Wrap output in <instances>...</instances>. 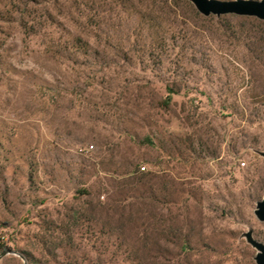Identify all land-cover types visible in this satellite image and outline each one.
<instances>
[{
	"label": "rangeland",
	"instance_id": "1",
	"mask_svg": "<svg viewBox=\"0 0 264 264\" xmlns=\"http://www.w3.org/2000/svg\"><path fill=\"white\" fill-rule=\"evenodd\" d=\"M240 26L261 37L183 0H0V243L14 253L0 264L79 214L126 225L154 264H255L243 235L264 244V37L238 43ZM166 87L179 93L162 111ZM128 164L146 167L142 186L115 175ZM78 231L95 264L105 248Z\"/></svg>",
	"mask_w": 264,
	"mask_h": 264
},
{
	"label": "trees",
	"instance_id": "2",
	"mask_svg": "<svg viewBox=\"0 0 264 264\" xmlns=\"http://www.w3.org/2000/svg\"><path fill=\"white\" fill-rule=\"evenodd\" d=\"M183 1L188 9L202 21H215L217 23L221 22L229 25L231 18H235L240 21L250 22L251 25H254V28L260 31V38L251 32L252 29L250 28L253 27L245 29L241 26L237 27L236 30L233 29L234 27H229L231 38L238 43H243L249 47L259 43L261 44L259 39L264 37V22L256 20L255 18L234 16H224L218 20L214 17L202 18L187 0ZM259 47L260 45L257 46V52L259 51ZM261 54L264 55V49ZM165 91L166 97L158 103V108L162 111L168 110L171 107L173 104L172 98L179 93L169 87H166ZM143 143L153 145V142L149 137H145ZM139 168L140 167L136 164H128L122 172L116 171L114 173L119 179L124 180L121 182L124 187L130 186L134 188L142 186L144 182L149 179V174L141 172ZM97 209V206L90 205L89 207L91 213H95ZM82 215L71 216L70 220L65 223H57L54 221L45 222L43 234L38 237L36 236V242H33L30 246V250H19V255L25 259L26 264H52L56 263V259L58 258L57 252L59 250H64V254L66 253L67 255L64 256L65 264H81V261H85L87 258L86 256H80L79 253L81 249L77 246L75 235L79 237L78 229L84 226L87 231L86 235H89L97 242L100 241L101 245L105 248V251L99 250L95 252V264H154L148 261L147 257H143L144 259H142L138 249L127 245L124 232V226L126 225H121L119 223L114 226L110 222L99 223L94 216ZM89 236L85 238L86 241L90 240ZM79 239L81 240V237ZM110 248L113 250H108ZM5 251H7V248L0 243V254ZM103 256H110L109 261L103 262ZM7 261L12 264H21L19 260L14 257L7 258Z\"/></svg>",
	"mask_w": 264,
	"mask_h": 264
},
{
	"label": "water",
	"instance_id": "3",
	"mask_svg": "<svg viewBox=\"0 0 264 264\" xmlns=\"http://www.w3.org/2000/svg\"><path fill=\"white\" fill-rule=\"evenodd\" d=\"M188 2L193 6L198 14L204 18L214 16L220 18L222 16H236V17H246L255 18L256 20L264 22V0H232V1H222V0H188ZM255 153L264 159V152L255 151ZM255 218L264 224V196L255 205L253 211ZM243 237L246 243L251 246L256 251L253 258L255 264H264V244L256 241L253 238L252 230H248ZM9 254H14L12 252H2L0 254V260ZM24 264L26 261L20 255Z\"/></svg>",
	"mask_w": 264,
	"mask_h": 264
},
{
	"label": "built area",
	"instance_id": "4",
	"mask_svg": "<svg viewBox=\"0 0 264 264\" xmlns=\"http://www.w3.org/2000/svg\"><path fill=\"white\" fill-rule=\"evenodd\" d=\"M90 148L92 149L93 147L91 146ZM139 169H140L141 172H145L146 171V167L145 166H141Z\"/></svg>",
	"mask_w": 264,
	"mask_h": 264
}]
</instances>
